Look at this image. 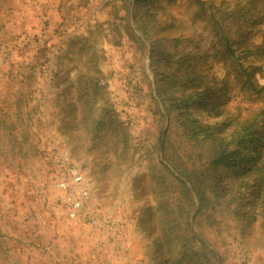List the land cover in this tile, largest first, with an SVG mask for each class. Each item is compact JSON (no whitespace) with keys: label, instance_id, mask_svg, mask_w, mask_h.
I'll use <instances>...</instances> for the list:
<instances>
[{"label":"rangeland","instance_id":"374dc122","mask_svg":"<svg viewBox=\"0 0 264 264\" xmlns=\"http://www.w3.org/2000/svg\"><path fill=\"white\" fill-rule=\"evenodd\" d=\"M139 4L0 0V264H192L185 253L192 243L182 238L190 231L183 219L170 223L181 216L175 202L188 207L175 188L160 185L162 164L178 175L160 141L180 131L177 116L186 109L167 115L174 85L166 82L192 72L183 96L207 93L208 108L190 100L188 113L212 126L223 115L235 123L250 117L261 136L248 148L231 147L238 154L219 167L226 188L220 206L198 216L203 237L218 264H264V192L251 181L264 157V0ZM62 150L115 221L116 229L104 230L114 238L101 241L105 233L90 220L69 218L51 180ZM30 201L40 208L34 215ZM195 214L190 223L200 233ZM30 218L50 229L46 243H32Z\"/></svg>","mask_w":264,"mask_h":264},{"label":"trees","instance_id":"16d2710c","mask_svg":"<svg viewBox=\"0 0 264 264\" xmlns=\"http://www.w3.org/2000/svg\"><path fill=\"white\" fill-rule=\"evenodd\" d=\"M135 2H138L140 7L142 6V4H139L140 0H135ZM143 8H141V11H143ZM181 60L184 61L185 58L182 57ZM191 74L192 77L187 75L186 79L182 76H178V78L170 77L166 82L174 85V90H183L180 95L183 98H179L178 95L174 96V90L173 92H167L171 99L170 109L166 108L167 115H170L171 108L183 106L186 109L184 111L180 110V114L177 116L179 125L177 127H180V131H176L173 134L174 136L169 135V133H164L166 138L164 142L160 141L164 158L178 174L176 175L166 164H162L161 170L165 173V176L162 175L160 185L164 187L163 189H166L169 185L175 188L178 194L182 196L184 204L188 207V210L185 211V205H183L182 199L175 202L174 210L176 207L181 216L180 218L172 217L170 223L178 219H183L182 222L187 226V230L190 231L191 234L189 237H182L192 243L191 250L185 251L189 260L193 262L192 264H218V252L214 249V245H208L209 242L203 237L204 223L202 224L203 220L199 219L198 216L205 213L206 209H215L216 205L220 206L221 204L219 201L220 192H223L226 187L219 181V167L223 162H230L228 156H236L238 154V148L229 151L230 148H248L255 144V142L260 141L261 136L256 135L258 128L253 127L254 123L250 122L252 121L250 117L235 123L233 118H228L223 115L222 119H220L221 121L217 123L218 125L213 123L214 126H212V124L200 121L197 117L188 113L190 100L208 108L207 93L203 94L205 95L204 97L201 96L202 93H190L187 97L183 96L186 93L182 87L195 83L196 79L193 78L194 73L192 72ZM223 124H225L224 127L221 126ZM221 130H224L223 135H221ZM232 144L234 145L232 146ZM196 146H202L199 153H195ZM251 173L254 174L251 177L253 185L258 186L264 192V157L254 166ZM192 193H195L197 196V203ZM258 206L264 211V195L258 202ZM193 213H196L194 219L200 233H196L190 223ZM208 216L211 225L218 222V220L210 218V215ZM167 228H169V232L174 233L176 236L178 235L174 225ZM197 256H202L206 262L197 260ZM166 261L165 264H174L171 263L170 258Z\"/></svg>","mask_w":264,"mask_h":264},{"label":"built area","instance_id":"2783aa9c","mask_svg":"<svg viewBox=\"0 0 264 264\" xmlns=\"http://www.w3.org/2000/svg\"><path fill=\"white\" fill-rule=\"evenodd\" d=\"M54 163L51 180L60 191L61 201L67 207L69 218L75 223L90 220L93 228L105 233L101 241L114 238V235L110 237V233L104 230L116 229L115 221L108 219L94 203L88 179L71 153L68 150L58 152Z\"/></svg>","mask_w":264,"mask_h":264},{"label":"crops","instance_id":"0c3cea01","mask_svg":"<svg viewBox=\"0 0 264 264\" xmlns=\"http://www.w3.org/2000/svg\"><path fill=\"white\" fill-rule=\"evenodd\" d=\"M33 196H35V195L34 194L32 195V192L30 191V198L32 199ZM15 200H16V203L19 204L20 201H24L25 199H24L23 195H18ZM31 201H30V215H34L36 212H38L40 210V208L38 206H34L33 204H31ZM31 206H32V208H31ZM14 218L15 217H12L11 220H13ZM34 221L35 220L33 218H30V230L32 231L31 233H33V234H30L32 243H36L37 241L40 240L44 244V243H46V240L48 239L47 236L51 233V231L47 227H43L42 228L41 226H37L36 223H35L36 226H34ZM49 221H52V220H50V218H49ZM12 223L14 224V222H12ZM55 224L58 227V223H55ZM55 224H53V226H55ZM57 227L55 226V229H59ZM36 231H41L43 236H44V238L43 237L39 238L38 237V233H36Z\"/></svg>","mask_w":264,"mask_h":264}]
</instances>
